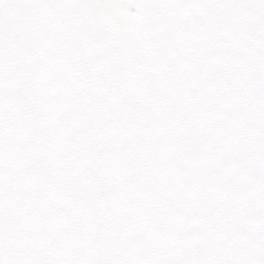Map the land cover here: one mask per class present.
Listing matches in <instances>:
<instances>
[{
	"label": "snow or ice",
	"instance_id": "obj_1",
	"mask_svg": "<svg viewBox=\"0 0 264 264\" xmlns=\"http://www.w3.org/2000/svg\"><path fill=\"white\" fill-rule=\"evenodd\" d=\"M0 264H264V0H0Z\"/></svg>",
	"mask_w": 264,
	"mask_h": 264
}]
</instances>
